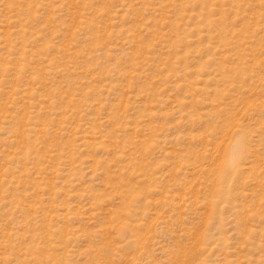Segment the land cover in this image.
<instances>
[{
	"label": "rangeland",
	"instance_id": "obj_1",
	"mask_svg": "<svg viewBox=\"0 0 264 264\" xmlns=\"http://www.w3.org/2000/svg\"><path fill=\"white\" fill-rule=\"evenodd\" d=\"M0 264H264V0H0Z\"/></svg>",
	"mask_w": 264,
	"mask_h": 264
},
{
	"label": "bare ground",
	"instance_id": "obj_2",
	"mask_svg": "<svg viewBox=\"0 0 264 264\" xmlns=\"http://www.w3.org/2000/svg\"><path fill=\"white\" fill-rule=\"evenodd\" d=\"M238 155L239 150L235 146L230 147L226 152V162L224 165L226 174L227 172H231L237 168L238 164H236V161L239 158Z\"/></svg>",
	"mask_w": 264,
	"mask_h": 264
}]
</instances>
